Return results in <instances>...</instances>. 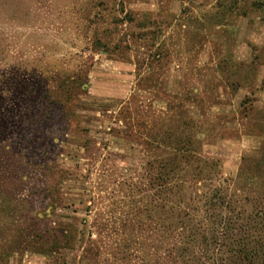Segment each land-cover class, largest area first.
Segmentation results:
<instances>
[{
    "label": "rangeland",
    "instance_id": "rangeland-1",
    "mask_svg": "<svg viewBox=\"0 0 264 264\" xmlns=\"http://www.w3.org/2000/svg\"><path fill=\"white\" fill-rule=\"evenodd\" d=\"M262 48L264 0H0V264H234L251 251L264 236V138L248 124L264 127ZM228 57H255L248 90L214 74ZM182 94L220 172L196 193L225 200L211 210L199 195L193 230L205 212L244 230L189 250L190 231L166 224L147 138Z\"/></svg>",
    "mask_w": 264,
    "mask_h": 264
},
{
    "label": "trees",
    "instance_id": "trees-1",
    "mask_svg": "<svg viewBox=\"0 0 264 264\" xmlns=\"http://www.w3.org/2000/svg\"><path fill=\"white\" fill-rule=\"evenodd\" d=\"M203 30L207 32L205 27ZM151 57L152 56H149V58ZM155 57L159 58V55ZM258 66L255 57L247 64L235 63L228 57L216 65L214 74L217 75L222 81L221 84H224V87L230 92L236 88L238 90L243 88L248 90L249 85H251V83L255 84L256 82ZM242 80L244 82H242ZM193 91L195 92L196 89H193L192 92ZM189 97L190 94L173 96L172 99L177 102L175 104L177 107H180V110L174 115L164 116L147 137L149 145L153 146V149L157 151L156 153L159 157H163L162 162L159 163V176L161 178V185H159V187L161 186L162 192L165 194L163 208L167 210L165 217L166 224L171 231L174 229L190 231L185 240L186 247H189H187L186 250H189L191 246L199 240L197 236H200V241L206 244L207 241L212 243L217 239L216 237L222 233H224L222 234L224 235V240L236 234L244 233L242 226L234 222L235 217L231 219V217L226 218L218 215L207 216L208 214L206 212L204 213L206 217L203 219V222L200 221L197 224L198 227L193 230V215H191V213L199 211L200 208L198 207L192 210V202L201 200V197L207 202L211 197L209 193L203 195L199 194L200 197L196 193L198 190L197 186L204 181L210 184L212 181L219 179L220 172L217 162L204 158L200 153L202 139L207 136V134L202 129V125L197 123L188 113L187 109H185V104H189ZM175 104H172V107ZM190 106L193 107L195 105ZM248 124L257 126V136L264 138V127L262 129L255 123ZM246 128H248L247 124ZM213 129L214 127L210 126V130ZM256 177L261 181L260 196L261 201H263L261 203H264V174L260 172ZM185 198L188 199L190 205L185 203ZM212 201L207 202L208 205H205L204 208L217 211L224 208L223 204H225V200L220 196L219 198L213 197ZM218 201L219 203L217 204ZM220 202H222L221 206ZM253 213L259 217L257 220L259 221V226L262 227L260 232L264 233V209H254ZM197 231H199V233H197ZM263 237L262 234L257 241H253L254 246L251 251H246L248 250L247 248L241 251L234 250L232 255V260L235 261L234 264H237L241 258L244 260L249 257L251 253L256 260L259 259V256L264 257V254H261L264 250L262 247ZM241 242H245V240L242 239ZM188 252L189 255L192 254L190 251Z\"/></svg>",
    "mask_w": 264,
    "mask_h": 264
}]
</instances>
